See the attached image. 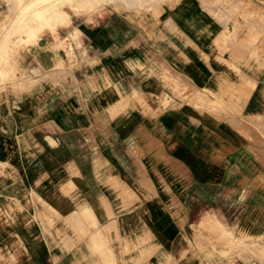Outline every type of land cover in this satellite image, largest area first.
Wrapping results in <instances>:
<instances>
[{"label": "crops", "instance_id": "1", "mask_svg": "<svg viewBox=\"0 0 264 264\" xmlns=\"http://www.w3.org/2000/svg\"><path fill=\"white\" fill-rule=\"evenodd\" d=\"M28 5L0 0L1 63L66 72L67 93L0 84V264H155L160 252L190 264L205 214L264 234V0L69 8L66 53L59 27L25 39ZM136 95L146 128L124 114ZM205 100L224 117L206 118Z\"/></svg>", "mask_w": 264, "mask_h": 264}, {"label": "rangeland", "instance_id": "2", "mask_svg": "<svg viewBox=\"0 0 264 264\" xmlns=\"http://www.w3.org/2000/svg\"><path fill=\"white\" fill-rule=\"evenodd\" d=\"M45 2L47 6H49L48 10L52 9L50 4L56 3L61 7L62 10H64L65 13L60 16H55L54 18L52 16L51 20L48 18H40L37 13V10L39 12V10L41 9V5ZM101 3L102 0H29L28 7L30 8H27V10H25L28 14L27 34L25 35V39H34L38 37V33L43 32V29H48L57 38L59 34L57 33L58 31L56 29L59 27L61 28L60 34H63V38L61 37V42L59 43V46L60 49L66 53V33L67 27L70 25L68 19V11L70 10L71 13L77 16L88 15L94 12L95 10L98 11L101 6ZM38 6L40 7L39 9H33V7ZM262 22L264 23V20H262ZM18 23L19 27L20 25H24L21 21H19ZM261 27L262 30H264V25H262ZM257 28L260 29V26H257ZM79 33L80 31L78 30V28L73 30L71 38L74 39L75 37H77V35H79ZM1 62L2 61L0 60V84H4L7 81L18 80L20 76H22V80H20L23 82L39 80L59 84L60 86H63L64 89H62V92L65 93L66 96V83L68 81V74L66 72H61L59 74L51 72L44 73L42 75H38L36 79V77H34V74L29 73L23 75L10 74V72L8 71L11 70L10 66ZM59 65L62 66V62ZM135 97H137V100L139 99L138 96ZM204 98L208 99L206 95H204ZM139 100L140 102L146 101L142 99ZM125 102H127L126 98ZM203 108L204 116L206 118H210L211 113L217 114L216 116L220 114V117L223 118L227 112V107L221 106L216 100L209 102L205 100V105ZM158 109V105H152V115L154 114L155 110L158 111ZM238 109V107H235L234 109L236 114H239ZM124 114L127 117H131L134 115L136 117L141 118L143 120V127L146 128L148 118V105L146 103H141L129 107L126 106ZM236 124L238 123L236 122ZM205 215L207 216L204 221L198 224L197 227H195L194 225L193 229H195V231L192 230L191 234H189L191 242L190 248H188L189 253L187 256V260L190 264H244L245 262H249L250 259L253 260L252 264H256L254 261V259L256 258L264 262V234L246 235L242 233L239 229H236V227L234 226H230L228 227V229H226V227L221 225L219 218L215 217L214 215ZM142 242L143 241H141V243ZM153 253L154 251H152V254ZM144 259L145 258H143V255H141V261H143ZM154 259L155 264H179L178 259H174L163 252L156 253ZM144 264L152 263L147 260H144Z\"/></svg>", "mask_w": 264, "mask_h": 264}, {"label": "bare ground", "instance_id": "3", "mask_svg": "<svg viewBox=\"0 0 264 264\" xmlns=\"http://www.w3.org/2000/svg\"><path fill=\"white\" fill-rule=\"evenodd\" d=\"M48 1V0H47ZM168 1V0H167ZM46 3V2H45ZM63 4V3H62ZM46 5V7H45V9L42 11L43 13L41 14V16H40V18H43V19H46V18H48V19H52V16H53V18L55 17V16H60V15H63L65 12H64V10H62L61 9V7L58 5V4H56V3H52V4H50V6L52 7V9L51 10H48V8H49V6H47V4H45ZM42 6V5H41ZM58 7V8H57ZM70 7V6H69ZM28 8H30V7H28ZM34 9H35V7H34ZM36 10V9H35ZM25 13V12H24ZM29 13V12H28ZM37 13H40V12H38V10H37ZM19 15V14H18ZM23 15V14H22ZM19 17V16H18ZM29 18V17H28ZM27 19V18H26ZM20 21V20H19ZM22 22V21H21ZM10 24V23H9ZM19 24V23H18ZM37 24V23H36ZM12 25V24H11ZM10 32H12V30L10 31ZM9 32V33H10ZM1 37V36H0ZM59 46V45H58ZM60 47V46H59ZM10 61H11V59H9ZM91 61V60H90ZM93 63V62H92ZM92 63H90V64H92ZM95 63V62H94ZM11 71V70H10ZM13 71V70H12ZM14 73V72H13ZM11 74V73H10ZM14 75V74H13ZM35 77V76H34ZM25 78V77H24ZM39 81V80H38ZM30 83V82H29ZM8 84V83H7ZM28 84V83H27ZM112 85V84H111ZM115 86V85H114ZM3 87V86H2ZM22 88V87H21ZM114 88V87H113ZM115 89V88H114ZM133 91V90H132ZM142 91V90H141ZM115 92H117V91H115ZM139 93V92H138ZM148 93V92H147ZM118 94V93H117ZM158 95V94H157ZM134 96V95H133ZM136 96H140V95H136ZM141 97V96H140ZM139 97V98H140ZM159 97V96H158ZM126 98H128L127 96H126ZM137 99V98H136ZM144 99H146V98H144ZM143 99V100H144ZM118 100V99H117ZM138 101V100H137ZM139 102H140V100H139ZM138 102V103H139ZM116 103V102H115ZM143 103V102H142ZM119 105V104H118ZM142 112V111H141ZM144 116V115H143ZM220 225V224H219ZM223 227V226H222ZM222 229V228H221ZM227 229V228H226ZM224 230V229H223ZM221 233V232H220ZM223 234V233H222ZM221 234V235H222ZM227 234H228V232H227ZM225 236H228V235H225ZM231 236V235H230ZM229 236V237H230ZM228 237V238H229ZM264 251V250H263ZM262 251V252H263ZM246 253V252H245ZM256 254V253H255ZM263 260V259H262Z\"/></svg>", "mask_w": 264, "mask_h": 264}]
</instances>
